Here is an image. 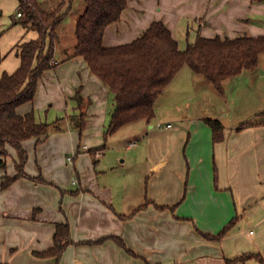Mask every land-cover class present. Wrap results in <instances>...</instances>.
Listing matches in <instances>:
<instances>
[{
	"label": "crops",
	"instance_id": "crops-1",
	"mask_svg": "<svg viewBox=\"0 0 264 264\" xmlns=\"http://www.w3.org/2000/svg\"><path fill=\"white\" fill-rule=\"evenodd\" d=\"M166 2L158 10L160 0H128L120 20L107 27L104 44L132 42L155 20H163L180 40L184 18L188 25L180 36L188 37L193 29L196 38H234L240 26L252 36L264 35V1L236 0L224 7L219 0H182L185 8L174 17L170 10L178 1ZM18 5V0H0V77L19 67L17 44L38 36L14 22ZM255 16H263L257 25L251 21ZM65 37L60 33L57 64L39 79L34 100L17 108L21 115L35 111L40 121L63 117L64 128L53 129L40 143L36 138L23 142L26 176L2 186L7 175L18 172L11 145L7 167H0V264H264L256 258L230 261L248 252L264 259V119L225 125L216 118L224 139L215 142L207 122L214 118L201 111L207 101L202 79L185 65L156 101L157 123L146 120L145 134L134 131L131 140L145 143L147 163L133 169L122 163L127 160L120 159L123 153L111 151L122 141L108 146L116 133L102 147L116 106L113 93L83 56H72L77 38L70 48L62 42ZM78 89L81 106L73 98ZM191 99L198 100L193 110ZM159 107L180 119L181 126L169 119L160 126L164 130H157ZM81 112L86 115L82 134L72 119ZM91 148L102 155L107 149V163ZM237 216L221 238L208 236H217ZM66 222L71 243L62 256H40L55 245L57 224Z\"/></svg>",
	"mask_w": 264,
	"mask_h": 264
},
{
	"label": "trees",
	"instance_id": "trees-1",
	"mask_svg": "<svg viewBox=\"0 0 264 264\" xmlns=\"http://www.w3.org/2000/svg\"><path fill=\"white\" fill-rule=\"evenodd\" d=\"M18 12L14 20L28 29L37 31L36 38L25 40L15 47L20 58L19 67L13 72L4 71L0 77V167H7L8 146L18 154L17 174L7 175L2 186L7 187L21 176H26L25 165L28 152L23 142L36 138L38 143L53 129L64 128L63 118L53 122L40 121L35 111L21 115L17 108L33 101L41 76L54 68L59 29L73 8L75 0H61L53 10L42 7L40 0H18ZM84 11L76 23L77 42L72 56H83L91 71L97 75L113 93L115 109L105 130V141L126 124L134 121H151L156 114L158 97L165 91L181 68L188 65L195 73L204 75L217 87L224 80L241 74L244 70L259 67L260 55L264 53V35H240L234 38L198 35L194 42L181 48L180 41L173 36L163 20H155L132 42L106 46L104 36L108 26L120 20L128 6V0H83ZM261 3L264 0H251ZM1 62V60H0ZM78 105L84 98L80 89L73 97ZM85 112L73 115L75 126L83 133L86 124ZM215 142L224 139V126L219 119L208 118ZM106 147V143L103 144ZM96 150L91 151L95 153ZM43 179V178H41ZM232 219L217 235L221 238L238 221ZM71 243L69 222L58 223L55 245L39 255L60 258ZM264 259L258 252L244 253L230 261Z\"/></svg>",
	"mask_w": 264,
	"mask_h": 264
},
{
	"label": "rangeland",
	"instance_id": "rangeland-1",
	"mask_svg": "<svg viewBox=\"0 0 264 264\" xmlns=\"http://www.w3.org/2000/svg\"><path fill=\"white\" fill-rule=\"evenodd\" d=\"M61 0H40L42 7L47 10H53L56 8V6L59 4ZM161 3L158 5V10L161 7V4L163 1L168 0H160ZM172 7V10L167 5V9L171 11V15L174 17L175 14L179 15L182 12L183 7L180 1ZM220 4L224 5L226 7L227 5L233 1L236 2V0H219ZM169 3V2H166ZM244 7V5H243ZM85 9V3L83 0H75L73 1V8L66 16L64 22L62 23L59 31H61V34H65V40L62 41L63 44L69 46L70 48L73 47V39L76 42V21L79 17V15L84 11ZM165 9L164 12L162 10L160 11L161 16L165 17L168 15V10ZM243 9V8H242ZM15 15L17 11L14 9L12 10ZM11 10H7L6 13H10L13 15L14 13ZM2 14V11H0ZM19 13V12H18ZM17 13V15H18ZM13 15V17H15ZM263 16H255L251 19V21L254 24H259L258 19H262ZM187 18L180 19L181 22V28L178 30L177 35L179 37L180 46L181 48H186L187 45L194 41L196 39V35L198 32L193 29H190L191 32L188 34V37L184 34L183 36H180V33H183L185 31L184 26L186 24L188 25ZM192 25L198 26L199 24L190 20ZM193 22V23H192ZM184 28V29H183ZM236 31V36L240 35H251V32L249 29L243 28L240 26V28L234 29ZM186 32V31H185ZM218 33V32H217ZM217 35V34H215ZM221 34H219L220 36ZM222 36V35H221ZM73 38V39H72ZM187 70H190L189 66H186ZM196 76L200 77L202 79L203 86L205 87L206 93H203L205 95V98L207 101H203V107L201 111L205 113V115H208L207 117H213L214 119L220 118L225 125H240L241 123L250 121L255 122L256 120H263L264 119V53H261L260 55V67L256 68L255 70H245L241 74L230 77L223 81L222 88L217 87L211 80L207 79L204 75L195 73ZM186 83V82H185ZM198 83V82H197ZM184 85V83H183ZM202 94V95H203ZM179 100L183 98V94L177 95ZM184 99L181 100V104L183 105ZM193 101V99L190 100L191 106L193 109H195V103L197 102ZM159 114H161L160 121L162 126L166 125L167 121L172 120V125L174 127L178 128L181 126L182 121L174 120L175 117H171L169 112H166V110H162L161 107L158 109ZM82 113V112H81ZM79 113L78 115H80ZM179 118L180 115H178ZM63 118V117H62ZM177 118V117H176ZM175 118V119H176ZM171 119V120H169ZM152 122H156L157 120L152 119ZM157 123V122H156ZM155 123V124H156ZM161 126V127H162ZM160 126H157V130L162 131L163 128ZM166 128V127H164ZM148 125L146 124V120L140 121L139 123H131L130 125H127V127H124L120 129L118 132H116L115 135H113L109 141L108 146L113 143H119L122 141V145H120V148L115 146L113 149H111L112 152L116 153L115 155L118 156L119 154L123 155L120 159H124L126 157V162H122L123 164L130 165L133 169H140L144 166H146V147L145 143H143L141 140H131L132 136L135 134V132H144L148 131ZM164 130V129H163ZM135 131V132H134ZM133 141V142H132ZM103 143L107 144V140L103 141ZM118 145V144H117ZM109 149V150H110ZM99 151V150H98ZM106 157V163H107V149L106 154L102 155ZM240 208V207H239ZM237 223V222H236ZM229 224V223H228Z\"/></svg>",
	"mask_w": 264,
	"mask_h": 264
},
{
	"label": "built area",
	"instance_id": "built-area-1",
	"mask_svg": "<svg viewBox=\"0 0 264 264\" xmlns=\"http://www.w3.org/2000/svg\"><path fill=\"white\" fill-rule=\"evenodd\" d=\"M20 15H21V13L19 12V13H18V16H20ZM159 126H162V123H160ZM167 126L169 127V126H171V124H167ZM95 154L99 157V156H101V155L103 154V151H101V150H99V151L96 150V151H95ZM70 160L73 161V158L70 157ZM74 183H77V180H74Z\"/></svg>",
	"mask_w": 264,
	"mask_h": 264
}]
</instances>
